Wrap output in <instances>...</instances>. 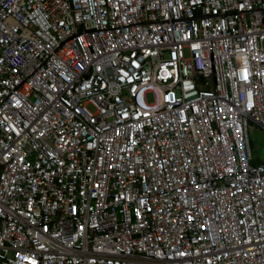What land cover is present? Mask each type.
Segmentation results:
<instances>
[{"label":"built area","instance_id":"2783aa9c","mask_svg":"<svg viewBox=\"0 0 264 264\" xmlns=\"http://www.w3.org/2000/svg\"><path fill=\"white\" fill-rule=\"evenodd\" d=\"M248 123L264 0H0V264H264Z\"/></svg>","mask_w":264,"mask_h":264},{"label":"rangeland","instance_id":"374dc122","mask_svg":"<svg viewBox=\"0 0 264 264\" xmlns=\"http://www.w3.org/2000/svg\"><path fill=\"white\" fill-rule=\"evenodd\" d=\"M248 139H249L251 156L253 161L255 163L263 162L264 142L262 139L261 129L252 123H248Z\"/></svg>","mask_w":264,"mask_h":264},{"label":"trees","instance_id":"16d2710c","mask_svg":"<svg viewBox=\"0 0 264 264\" xmlns=\"http://www.w3.org/2000/svg\"><path fill=\"white\" fill-rule=\"evenodd\" d=\"M252 164H255V162L253 161V159H252Z\"/></svg>","mask_w":264,"mask_h":264}]
</instances>
